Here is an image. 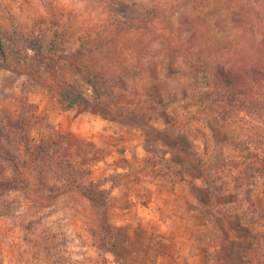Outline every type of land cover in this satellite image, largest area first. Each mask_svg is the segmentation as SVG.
<instances>
[{
	"label": "rangeland",
	"instance_id": "rangeland-1",
	"mask_svg": "<svg viewBox=\"0 0 264 264\" xmlns=\"http://www.w3.org/2000/svg\"><path fill=\"white\" fill-rule=\"evenodd\" d=\"M112 1L0 0V39L38 37L46 53L54 44L60 81L89 100L67 109L56 92L0 69V121L29 118L21 143L0 133L2 156L21 167L0 157V264H264V175L249 195L244 175L245 156H264V77L235 115L213 86L214 64L205 79L180 56L136 68L125 88L89 82L73 60L85 38H100V7ZM96 186L108 190L110 234L86 189Z\"/></svg>",
	"mask_w": 264,
	"mask_h": 264
},
{
	"label": "trees",
	"instance_id": "trees-1",
	"mask_svg": "<svg viewBox=\"0 0 264 264\" xmlns=\"http://www.w3.org/2000/svg\"><path fill=\"white\" fill-rule=\"evenodd\" d=\"M106 5L107 9L100 7L107 15L100 38H85L78 57L73 60L83 69L89 82L98 79L105 88H125L126 78L132 76L136 68L143 70L158 59L172 65L180 56L189 60L194 71L205 79L214 64L217 74L213 86L224 98L223 103H228L223 109L231 115H235L233 109L237 98L259 91L264 77V42H256V36L259 28L264 26V0H166L153 6L113 0ZM40 20L46 22L47 18L41 16ZM19 33L9 34L7 42L0 39V69L27 76L30 81L56 92L67 109L80 103L88 104L82 91L60 81L57 73L60 58L55 56L54 44L46 53L40 38ZM104 93L107 92L98 87L97 97ZM28 120L21 114L18 118L0 121L2 137H5L3 131L7 130L21 143L22 130ZM9 135L5 139L12 142ZM255 145L260 149L257 142ZM5 153L6 157H3L0 152V157L10 160L19 171L21 167L11 158V153L8 150ZM244 164L253 170L251 174H244L249 181L245 193L249 195L252 192L250 180L264 175V156L250 152L245 156ZM206 172L207 169L200 166V175L209 185ZM86 189L99 198L103 224L110 234L112 205L108 190L101 186ZM107 251L113 252L112 249ZM102 261L106 263L105 259Z\"/></svg>",
	"mask_w": 264,
	"mask_h": 264
},
{
	"label": "crops",
	"instance_id": "crops-1",
	"mask_svg": "<svg viewBox=\"0 0 264 264\" xmlns=\"http://www.w3.org/2000/svg\"><path fill=\"white\" fill-rule=\"evenodd\" d=\"M108 120H106V119H103V121H100V125H102V127L104 128V129H106V128H109L110 130L111 129H115L116 128V122H107ZM95 121H93V123H94ZM111 126H112V128H111Z\"/></svg>",
	"mask_w": 264,
	"mask_h": 264
}]
</instances>
